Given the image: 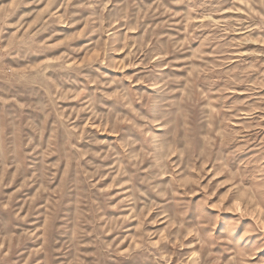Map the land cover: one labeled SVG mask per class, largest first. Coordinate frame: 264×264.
Here are the masks:
<instances>
[{
    "label": "rangeland",
    "instance_id": "rangeland-1",
    "mask_svg": "<svg viewBox=\"0 0 264 264\" xmlns=\"http://www.w3.org/2000/svg\"><path fill=\"white\" fill-rule=\"evenodd\" d=\"M261 186L264 0H0V264H260Z\"/></svg>",
    "mask_w": 264,
    "mask_h": 264
},
{
    "label": "clouds",
    "instance_id": "clouds-1",
    "mask_svg": "<svg viewBox=\"0 0 264 264\" xmlns=\"http://www.w3.org/2000/svg\"><path fill=\"white\" fill-rule=\"evenodd\" d=\"M167 117L163 114H161L159 116V119L161 121L165 120ZM148 124L152 123V121H147ZM162 127H170V125H164L162 124ZM155 139H160L161 141H167L168 137L167 136H161V137H156ZM223 171H226V169L222 170V174ZM236 178V177H233ZM239 179H243V177H239ZM193 184L195 185L196 188H199V183L198 180L197 181H193ZM234 187L237 188V190L239 191L241 189V185L239 184H234ZM192 190V189H190ZM254 196L255 199L253 200V205H255L257 202L260 204H264V186H261L258 189H254ZM209 205L207 204V199H205L200 205L199 207L196 208V212L198 214V218L200 217H211V213L207 212L205 209L206 207H208ZM218 222H225L226 226L221 228L220 233H219V237L216 236L215 233L213 232H209V237L212 239H216L218 243H221L222 245H227L228 243H231L232 241V236H233V228L232 226L234 224L239 223V221H229L227 217H217L215 221H212L211 219H209V223L211 224L212 227H218L219 223ZM262 232H264V226H261L260 229ZM258 241H259V247H264V236L258 237ZM235 259V257H234ZM240 264H248V258L243 259ZM260 264H264V260L260 261Z\"/></svg>",
    "mask_w": 264,
    "mask_h": 264
}]
</instances>
